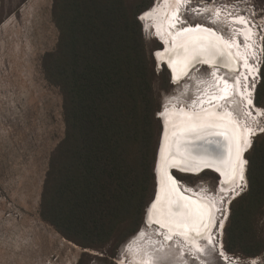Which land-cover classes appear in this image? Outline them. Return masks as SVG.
<instances>
[{
    "label": "trees",
    "instance_id": "16d2710c",
    "mask_svg": "<svg viewBox=\"0 0 264 264\" xmlns=\"http://www.w3.org/2000/svg\"><path fill=\"white\" fill-rule=\"evenodd\" d=\"M152 3L53 0L59 36L41 65L61 92L65 133L49 161L40 217L82 248L118 246L135 234L153 195L160 133L154 84L161 75L167 85L169 72L156 73L138 20ZM261 89L264 77L256 105H262ZM246 159L248 189L232 202L225 248L255 257L263 250L253 218L264 205V135Z\"/></svg>",
    "mask_w": 264,
    "mask_h": 264
},
{
    "label": "rangeland",
    "instance_id": "374dc122",
    "mask_svg": "<svg viewBox=\"0 0 264 264\" xmlns=\"http://www.w3.org/2000/svg\"><path fill=\"white\" fill-rule=\"evenodd\" d=\"M125 1L132 5L137 0ZM158 1L153 0L148 10ZM210 6L220 12L216 23L211 21V17H215L210 12L203 11ZM52 9L53 0H0V264H143L133 255V241L146 231L143 221L138 231L127 236L118 246L114 243L100 249H89L67 240L40 217V198L49 161L65 133L61 92L46 81L41 65L44 54L55 50L59 36ZM179 16L183 27L201 23L221 31L226 37L236 35L238 29L250 28L253 53L248 50V63L257 71L252 77L249 75L243 86L246 91L254 90L250 97L253 103L247 105L243 101H235V109L237 115L240 114L239 118L253 128V145L255 139L264 135L261 131L264 129V114H261L264 112V89H261L259 97L262 105L255 104V91L262 79L260 73L264 63V0H189L181 6ZM238 17H243L247 23L231 22V25L228 21ZM143 21L142 34L147 53L154 62L153 53L162 46L155 38L150 21ZM236 37L244 47L245 40L240 34ZM162 69L156 73L161 74ZM194 75L198 80H210V71L203 66L178 84H171L169 77L165 85L166 81L160 75L154 84L159 111L164 101L173 98L183 97L191 102L193 95L189 90ZM228 78L231 80L233 77L230 75ZM253 83L255 88L251 87ZM157 126L161 130L159 122ZM244 158L245 173L241 186L221 195L223 199L219 202L211 230V245L207 244L203 253L192 254L200 264H264V205L253 218V232L256 240L263 243L262 252L248 257L225 248L224 231L228 226L232 202L248 189L246 154ZM174 175L191 189L204 190L210 195L217 192L219 179L213 172ZM152 191L153 188L149 199ZM148 233L153 238L152 231ZM136 242L146 244L148 241L140 238ZM167 250L169 253L163 256L165 263H179L169 257L175 252L172 253L171 248ZM184 252L191 254L187 250ZM197 261L190 260L188 264H199ZM155 263L162 264L161 258Z\"/></svg>",
    "mask_w": 264,
    "mask_h": 264
},
{
    "label": "bare ground",
    "instance_id": "6f19581e",
    "mask_svg": "<svg viewBox=\"0 0 264 264\" xmlns=\"http://www.w3.org/2000/svg\"><path fill=\"white\" fill-rule=\"evenodd\" d=\"M159 1L158 4L156 3L153 8L148 10L146 13L144 12L142 15V19L145 20V22L150 21L149 24H151L154 29L155 38L163 42L165 45L164 50L163 48H161L155 51L157 60L159 62L165 61L169 64L173 73V78L175 79V84H178L177 82H179V80L187 73L189 67L197 62L204 63L203 61L207 60L208 63L204 64L209 65L208 67L210 70L209 81L198 80L196 75L192 77L193 83L189 90V93L193 95L190 99L191 102L185 101L183 97L167 100L168 102L164 101L162 119L164 122L165 131L162 147L164 146V142L166 143V138L168 142L171 143V141L173 140V132L176 130V126H179L181 121L186 120L184 113H197L200 115H204L205 113H214L215 115L212 117V120L214 123L219 125V127L212 129L211 135L202 134L204 135V139H200L197 138L195 133H193L186 137L181 136L180 140L181 142H183L184 140L191 141L192 147L195 148L194 150H192V154L194 156L204 155L203 158L208 160V162L212 165V167H204L203 165H201L200 169L212 168L216 170L217 168H219L221 171L230 174L232 165L229 161V140H231L232 161H234L236 154L237 137L245 134V129L247 128L253 130V128H251L247 124V122H245V120L242 121L239 118L240 114L238 116L237 109H235V101L240 103L243 101L247 105H249V91H246L244 89L245 86H243V83L245 85L247 83V81L245 80L249 77V75L250 77H252L257 71V69L249 63L248 64L252 67L254 72H249V70L245 68V57L249 59L248 54L250 52H248V50L253 53V45L252 43H250V40H252V33L249 30L250 28L244 27L243 29H238L239 33H236V35L240 34L244 40V33H249L250 39L245 40L244 47L240 46L236 35L232 37H226L222 34L221 31H217L215 28H211L210 26L208 27L207 25L201 23L197 24L201 26V29H211L213 32H215V35H211L210 33L204 31H194L192 33H184L183 35H178V33H180L185 28L196 29L197 25H187L183 27L181 26L180 21L178 23H175L174 27L170 26L169 21L171 19V14L177 11V8L179 7V15L181 6L183 7L184 4L178 6L176 4V0H167V3H165V0ZM203 11L205 13L210 12L212 16L215 17V19L211 17L212 22L216 23L217 20H219V17L216 16L217 11L212 6L205 7ZM235 19H231L228 21H230V23H235ZM221 20L224 19L222 18ZM233 23H231V25ZM228 45H231V47H229ZM249 45L250 47H247ZM202 48L204 50H201ZM196 68L197 67L192 69L188 73L187 77ZM230 75H232L233 77L231 79L232 81L227 80L229 79L228 77ZM213 97H215V99H213ZM220 97L224 98L220 99ZM194 101L195 103H193ZM201 101H203V103H201ZM225 112H229L231 116H227ZM219 117L225 118L219 119ZM223 138L225 139L224 141H226L223 142V144L226 143L227 149V156L224 159L225 162H220L221 159L217 157L207 158L208 156H206L203 152H198L197 149L199 148L202 151H204V149H207V151L211 149L209 146L210 144H207L206 140L210 139L212 142H221V139ZM216 150L217 151H215V153L219 156L220 152L218 149ZM241 159L245 161L243 153L241 155ZM159 164H161V157L159 159ZM166 168L167 167H165V170ZM177 169L180 170V168ZM182 172H185L184 174L198 173L188 171ZM244 173L245 164L243 175ZM242 181H240L239 179L233 181L229 175H222L218 184L219 194H213L211 196L206 194L204 191L194 190L183 185L178 179L176 180V184L178 186V189H180L182 192H179V190L177 189L175 192L176 197H173V193L169 187L166 188L163 192H161L160 187L159 195L161 196V205H158L156 210H153L151 207L146 218L147 223L145 224L143 222L145 227H147L149 231H152L153 238L149 234V242H147L146 244H137L136 241L142 238L144 232H141V234H139V236L133 241V255L135 259L141 261V263L143 264H145L146 261H150V264H157L155 262L160 257L156 255L155 252H153L152 248L150 247L151 244L155 245L156 243H159L162 247H167L170 245V241L173 240H177V242L180 243L182 251L187 250L191 254L195 255V253H197L196 246H198L203 251V245L201 244V241L204 239H212L211 230L215 221L218 202L222 198L221 192L223 194L228 192L231 188L241 186ZM179 197L180 199L181 197H186L187 199H181L179 201ZM169 201H176L178 203V207L176 205H173L172 210L184 213V216L182 218L177 217V219H182L183 223H187L188 228H185L182 225L177 228L175 223H172L170 226L161 228L159 224L153 222L157 219H163L165 224H168ZM169 228H171V231L169 230ZM178 232H187L188 239L186 240L182 235H177L176 233ZM168 235H172L171 240L165 239V237ZM163 258L165 257L162 256L161 259ZM176 262L177 261H175V263Z\"/></svg>",
    "mask_w": 264,
    "mask_h": 264
},
{
    "label": "snow or ice",
    "instance_id": "6c2138e0",
    "mask_svg": "<svg viewBox=\"0 0 264 264\" xmlns=\"http://www.w3.org/2000/svg\"><path fill=\"white\" fill-rule=\"evenodd\" d=\"M189 0H176V4L178 6L182 4H187ZM165 3H167V0H165ZM179 7L177 8V11L173 12L171 14V19L169 21L170 26L174 27L175 23L180 22L179 15H178ZM220 12H216V16L219 17ZM235 23L239 24H246L247 21L243 17H238L234 21ZM194 31H204L208 32L211 35H215V32H213L211 29H201L200 25L196 26V29L192 28H185L183 29L178 35H183L184 33H192ZM245 40L250 39V35L248 32L244 33ZM231 47V45H228ZM247 47H250L247 46ZM201 50H204L203 48ZM204 63H208L207 60L203 61ZM245 68L249 70V72H254L252 67L248 64V59L245 57ZM262 77H264V71L260 73ZM255 80V76H254ZM255 83L251 85L252 88H255ZM249 105L252 104L251 96L252 92H248ZM224 97H220V99H223ZM215 99V97H213ZM195 103V101L193 102ZM203 103V101H201ZM261 114H264L262 112ZM186 120L181 121L179 126H176V130L173 132V140L171 143L168 142L166 138L165 147L161 150V164L159 167V172L161 174L160 178V184H161V192H163L166 188L171 186L172 191H176V180L173 179L171 175H168L165 171V167L168 168H180L181 171H188V172H199L201 165L204 167H212V165L208 162V160L204 159L203 156H194L192 154V143L191 141L184 140L181 142L180 137L181 136H188L193 133L196 134L197 138L204 139V135H211L212 129L219 127L216 123L213 122L212 117L215 115L214 113H205L204 115H200L197 113L193 114H187L184 113ZM231 114L229 113L228 116ZM225 117H219V119H224ZM261 131H264V129H261ZM219 134V133H218ZM253 134V130L250 128L245 129V134H243L240 137H237L236 140V154H235V160L232 161V145L231 140H229V146H228V152H229V161L231 162V173H225L221 171L219 168H217V171H220L221 175H229L230 178L233 181H236L239 179L242 181L244 179L243 170H244V164L245 161L241 159L242 153L252 145L251 136ZM207 144H212L213 142L209 139L206 140ZM174 146V150H173ZM204 153L207 154V149H204ZM181 199H187L186 197H181ZM158 205H161V196L157 195L156 202L152 204V209L156 210ZM176 205L178 207V203L176 201H169V212H168V224L166 225L163 219H157L154 220V223H157L160 225L161 228H164L166 226H170L172 223H175L177 228H179L181 225L185 228H188L187 223H183L182 219H177V217H183V212H176L172 210V206ZM162 210V207H161ZM171 231V228H169ZM198 232V230H197ZM177 235H182L186 240L188 239L187 232H178ZM199 234V232H198ZM166 240H171L172 235H168L165 237ZM195 246V245H194ZM196 251L200 252L202 249H200L198 246H196ZM145 264H150V261H146Z\"/></svg>",
    "mask_w": 264,
    "mask_h": 264
},
{
    "label": "water",
    "instance_id": "95a60500",
    "mask_svg": "<svg viewBox=\"0 0 264 264\" xmlns=\"http://www.w3.org/2000/svg\"><path fill=\"white\" fill-rule=\"evenodd\" d=\"M155 3V2H154ZM145 13L147 12V11H144ZM143 12V13H144ZM143 13H141L139 16H138V20L140 21V23L142 24L143 23V25H144V21H143V19H142V15H143ZM145 26V25H144ZM153 28V27H152ZM158 42H159V44L162 46V48H163V50L165 49V45H164V43L163 42H161V41H159L158 40ZM180 51V50H179ZM178 51V52H179ZM153 60H154V63H155V70H160V69H162V66H165V68L168 70V72H170V82H171V84H175V79L173 78V73H172V70H171V67L169 66V64L167 63V62H165V61H158L157 60V58H156V56H155V53H153ZM207 67V68H209L208 66L209 65H205L204 63H200V62H197V63H195V64H193V65H191V67H189V69L187 70V73L179 80V82L180 81H182V80H184L185 78L187 79V78H189V77H187V75H188V73L192 70V69H194L195 67H197L196 69H199V68H201V67ZM194 71V70H193ZM243 79V78H242ZM179 82H177V83H179ZM252 94H254V90H253V92H252ZM252 103H253V101H252ZM163 107H164V103L161 105V109H160V111H158L157 112V114H156V119H158V121H159V123H160V126H161V130H160V134H159V137H158V143H157V148H156V154H155V160H154V167H153V173H154V182H155V184H154V191H153V195H152V198H151V200H150V202H149V204L147 205V206H149V207H146V209H145V213H144V219H143V222L146 224L147 222H146V218H147V215H148V212H149V210L151 209V207H152V204L154 203V202H156V197H157V195H159V193H160V191H159V188L161 187V184H160V178H161V174H160V172H159V167H160V164H159V159H160V157H161V150L165 147V142H164V146L162 147V145H163V141H164V131H165V126H164V122H163V119H162V113H163ZM225 114L228 116V114H229V112L228 113H226L225 112ZM231 116V115H230ZM211 139V138H210ZM225 139L223 138V139H221V142L219 141V142H214V143H212V144H210L209 146H210V150L209 151H207V154H205L204 153V151H202V150H200V148L199 149H197L198 150V152H203L206 156H208L207 158H214V157H217V158H220L221 160H220V162H222V161H224V159H225V157L227 156V149H226V143H224L223 144V142H226V141H224ZM218 143V144H217ZM218 147V148H217ZM195 148L194 147H192V150H194ZM216 149H218L219 150V152H220V155L218 156V155H216V153H215V151H217ZM248 149H250L249 147L243 152V156L245 155V153H247L248 152ZM211 152V153H210ZM198 154H200V153H198ZM204 156V155H203ZM225 162V161H224ZM166 172H167V174L168 175H171L172 177H173V179L174 180H177V178L175 177V175H174V173H179V174H184L181 170H179V169H177V168H166V170H165ZM204 171H211V172H213L214 174H216V175H218L220 178L222 177V175L220 174V172H218L217 170H215V169H212V168H201L200 169V171L198 172V173H196V174H199V173H202V172H204ZM188 174V173H187ZM191 175H195V174H192V173H190ZM176 190L178 189V186H177V184H176ZM169 188H170V190H171V186L169 185ZM179 190V192L181 191L180 189H178ZM172 191V190H171ZM176 191H172V193H173V197H176L175 195H176V193H175ZM182 192V191H181ZM181 199H180V197H179V201H180ZM148 208V209H147ZM154 225H157V224H154Z\"/></svg>",
    "mask_w": 264,
    "mask_h": 264
},
{
    "label": "flooded vegetation",
    "instance_id": "af4514ba",
    "mask_svg": "<svg viewBox=\"0 0 264 264\" xmlns=\"http://www.w3.org/2000/svg\"><path fill=\"white\" fill-rule=\"evenodd\" d=\"M205 68H207L206 66H205ZM209 69V68H208ZM210 71V70H209ZM204 172H206V171H204ZM211 172V171H210ZM203 173V172H202ZM199 174H201V173H199ZM199 174H195V175H199ZM185 175H191V174H185ZM216 175V174H215ZM217 177H218V183H217V186H218V184H219V182H220V177L218 176V175H216ZM218 188H219V186H218ZM201 191H204V190H201ZM206 194H208V195H210L209 193H207L206 191H204ZM219 189H217V192H216V194L218 195L219 193ZM213 195V194H212ZM221 195H224V193L222 194V192H221ZM211 196V195H210ZM222 197V196H221ZM223 199V197L220 199V201ZM219 201V202H220ZM219 202H218V207H219ZM217 211H218V208H217ZM143 228H145V225H144V223H143ZM142 228V229H143ZM147 228V227H146ZM145 228V230L146 231H144V235L142 236V240H147L148 242L150 241V238H149V233H148V229H146ZM141 229V230H142ZM140 230V231H141ZM139 231V232H140ZM141 234V233H140ZM213 239V238H212ZM212 239L211 240H206V239H204V240H202L201 241V244L203 245V251H200L201 253H203L204 252V250H205V248H206V246H208L207 244H209V246L211 245V242H212ZM151 240H153V239H151ZM171 242V243H170ZM169 243H170V247L169 246H167V247H162L161 246V244H159V243H156L155 245L157 246V248H156V246L155 245H152L151 244V248H152V250H153V252H155L156 253V255H158L160 258H162V256H164V254H165V256H166V253L168 254L169 252H167L168 250V248H171L173 251H172V253L173 252H175L176 253V255H175V253L174 254H172V255H170L169 257H171V258H174V259H176V261H178L179 263H177V264H188V261H190V260H196L197 261V259H195L193 256H192V254H189L188 252H184L183 253V251L181 250V249H179V246H180V243H178L177 242V240H173V241H170ZM152 243V242H151ZM154 248V249H153ZM156 248V249H155ZM166 248V249H165ZM163 250V251H162ZM200 252H197V253H200ZM189 257V258H188ZM203 259H204V257L203 256H201ZM198 262V261H197ZM161 263L162 264H170V263H165L164 262V260L163 259H161ZM190 263V262H189ZM199 263V262H198ZM203 264H204V262H202ZM200 264V263H199Z\"/></svg>",
    "mask_w": 264,
    "mask_h": 264
}]
</instances>
